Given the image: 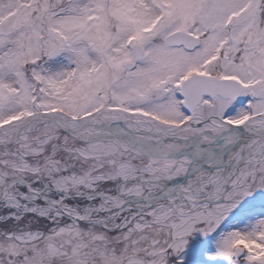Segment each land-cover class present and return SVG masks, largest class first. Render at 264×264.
Listing matches in <instances>:
<instances>
[{
  "label": "snow or ice",
  "instance_id": "6c2138e0",
  "mask_svg": "<svg viewBox=\"0 0 264 264\" xmlns=\"http://www.w3.org/2000/svg\"><path fill=\"white\" fill-rule=\"evenodd\" d=\"M0 264H264V0H0Z\"/></svg>",
  "mask_w": 264,
  "mask_h": 264
}]
</instances>
